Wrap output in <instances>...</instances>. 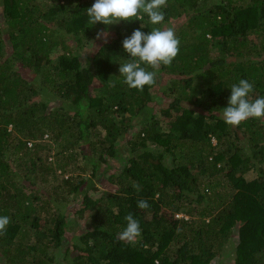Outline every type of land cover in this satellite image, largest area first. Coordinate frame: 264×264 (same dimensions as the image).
<instances>
[{
  "label": "trees",
  "instance_id": "trees-1",
  "mask_svg": "<svg viewBox=\"0 0 264 264\" xmlns=\"http://www.w3.org/2000/svg\"><path fill=\"white\" fill-rule=\"evenodd\" d=\"M33 1L0 0V259L264 264V119H222L240 79L264 97V0H167L180 51L142 92L119 67L147 16L90 26L95 0Z\"/></svg>",
  "mask_w": 264,
  "mask_h": 264
},
{
  "label": "clouds",
  "instance_id": "clouds-1",
  "mask_svg": "<svg viewBox=\"0 0 264 264\" xmlns=\"http://www.w3.org/2000/svg\"><path fill=\"white\" fill-rule=\"evenodd\" d=\"M167 0H95L87 8V23L92 26L101 23L105 26L118 24L121 21L143 20L154 27L145 33L136 29L122 41V46L129 59L120 64L119 73L123 82L131 89L143 91L145 86H152L161 66H171L180 51V40L173 27H157L165 21L164 9ZM143 27V25H141ZM107 42V33L98 32L97 39ZM151 69V70H150ZM231 94L227 107L223 108L222 119L225 124L237 127L248 119H264V97L251 98L254 83L240 79L230 86ZM133 188L139 192L138 183ZM137 207L146 210L150 207L147 200H139ZM126 227L120 231V241L135 244L142 237L140 222L129 213L124 217ZM10 217L0 216V235L5 234Z\"/></svg>",
  "mask_w": 264,
  "mask_h": 264
},
{
  "label": "rangeland",
  "instance_id": "rangeland-1",
  "mask_svg": "<svg viewBox=\"0 0 264 264\" xmlns=\"http://www.w3.org/2000/svg\"><path fill=\"white\" fill-rule=\"evenodd\" d=\"M33 2H34V4L37 6V0H34ZM33 2H32V3H33ZM38 2H39V3H43V0H38ZM61 38H62L61 36L58 37V42H59V44H60V40H61ZM74 40H75V39L72 40V44L75 45V47H76L77 45H76V42H75ZM77 42H79L80 45L83 44V42H80V41H77ZM96 45H97V47H98V45H102V44H101V42H97V41H96ZM78 47H79V45H78ZM97 47H96V48H97ZM58 48H59V47H58ZM59 50H60V48H59ZM76 50H77V48H76ZM214 51H215V50H214ZM216 52H217V51H215V53H216ZM213 53H214V52H213ZM79 54H80V51H79ZM50 215H51V214H48L47 209H45V213L41 212V217H42L43 219H44V217H50ZM46 219H48V218H46ZM44 221H45V220H44ZM43 223H44V222H43ZM82 223H83V221H81V224H82ZM32 235H33V232H32ZM33 240H34L33 237H32L31 239H29V241H31V242L28 241V244H29L30 246H33V245H34ZM0 264H8V263H5V262H3V261L0 259Z\"/></svg>",
  "mask_w": 264,
  "mask_h": 264
}]
</instances>
